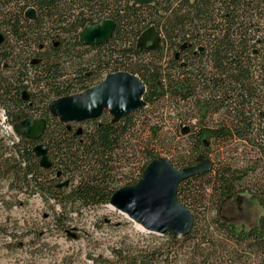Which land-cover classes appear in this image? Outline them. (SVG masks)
I'll return each mask as SVG.
<instances>
[{
	"label": "trees",
	"instance_id": "1",
	"mask_svg": "<svg viewBox=\"0 0 264 264\" xmlns=\"http://www.w3.org/2000/svg\"><path fill=\"white\" fill-rule=\"evenodd\" d=\"M105 20L116 24L112 38L84 45V29ZM150 28L160 39L151 50L139 45ZM0 36V110L13 127L47 122L37 141L17 134L10 146L0 143V176L19 194L59 205L55 225L64 229L68 209L109 204L168 155L166 109L178 113L177 130L188 141L183 155L169 160L173 166L212 163L178 187L194 217L188 235L167 233L135 248L123 243L109 257L90 256L93 264H264V222L246 230L219 216L225 200L241 194L264 207V0H0ZM117 73L144 83L139 111L119 121L106 111L84 123L50 112L53 101ZM38 145L47 148V169ZM127 168L135 180L124 175Z\"/></svg>",
	"mask_w": 264,
	"mask_h": 264
},
{
	"label": "rangeland",
	"instance_id": "2",
	"mask_svg": "<svg viewBox=\"0 0 264 264\" xmlns=\"http://www.w3.org/2000/svg\"><path fill=\"white\" fill-rule=\"evenodd\" d=\"M163 115L167 119L164 129L171 146L167 144L168 155L161 157L173 160L183 155L188 141L180 138L182 134L177 130L178 113L166 109ZM8 124L0 111V143L4 147L10 146L14 139L6 128ZM132 169H124L123 173L135 180L138 174H132ZM8 185L9 182L0 176V264H93L90 256L109 257L111 250L123 243L135 248L163 239L162 235L147 233L109 204L95 209L77 207L74 212L68 209L70 215L62 229L54 223L62 211L59 205L47 203L37 194H19ZM219 216L239 229L249 230L264 222V207L256 197L241 194L228 198Z\"/></svg>",
	"mask_w": 264,
	"mask_h": 264
},
{
	"label": "water",
	"instance_id": "3",
	"mask_svg": "<svg viewBox=\"0 0 264 264\" xmlns=\"http://www.w3.org/2000/svg\"><path fill=\"white\" fill-rule=\"evenodd\" d=\"M138 5L151 4L153 0H132ZM36 11H27V17L36 18ZM116 29V24L105 20L98 25L86 27L81 34V42L88 46H99L108 42ZM0 36V43L2 42ZM159 34L154 28L148 29L139 39V45L146 49H155L159 44ZM146 93L144 83L129 73L108 75L96 87L84 92L83 96L73 95L53 101L50 112L65 123H84L95 121L108 111L119 121L144 107ZM45 119H27L14 126L17 134L31 140H39L46 129ZM185 131H187L185 129ZM35 153L41 158V166L50 167L47 148L38 145ZM212 163L202 162L184 170H177L173 164L158 158L151 162L143 172L140 181L129 187L118 189L110 200V207L125 214L149 234L176 236L188 235L194 226L192 213L178 200V187L183 181L212 170ZM68 183H66L67 185Z\"/></svg>",
	"mask_w": 264,
	"mask_h": 264
},
{
	"label": "built area",
	"instance_id": "4",
	"mask_svg": "<svg viewBox=\"0 0 264 264\" xmlns=\"http://www.w3.org/2000/svg\"><path fill=\"white\" fill-rule=\"evenodd\" d=\"M2 117H3V119H4V122L6 121L7 122V118H6V115H5V112H2ZM8 123V122H7ZM6 128L14 135V139L11 141V143L12 142H14V141H18V137H17V135L14 133V131H13V127L10 125V124H8L7 126H6Z\"/></svg>",
	"mask_w": 264,
	"mask_h": 264
},
{
	"label": "flooded vegetation",
	"instance_id": "5",
	"mask_svg": "<svg viewBox=\"0 0 264 264\" xmlns=\"http://www.w3.org/2000/svg\"><path fill=\"white\" fill-rule=\"evenodd\" d=\"M0 111H1V110H0ZM1 112H2V111H1ZM5 115H6V114H5ZM6 118H7V115H6ZM7 120H8V119H7ZM239 196H240V195H239ZM237 197H238V196H237ZM229 198H230V197H229ZM227 199H228V198H227ZM227 199H226V200H227ZM226 200H225V201H226Z\"/></svg>",
	"mask_w": 264,
	"mask_h": 264
}]
</instances>
